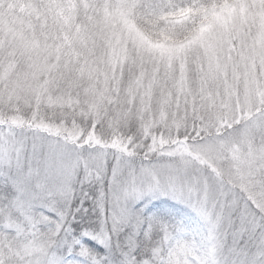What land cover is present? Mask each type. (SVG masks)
<instances>
[{"label": "clouds", "instance_id": "clouds-1", "mask_svg": "<svg viewBox=\"0 0 264 264\" xmlns=\"http://www.w3.org/2000/svg\"><path fill=\"white\" fill-rule=\"evenodd\" d=\"M0 264H264V0H0Z\"/></svg>", "mask_w": 264, "mask_h": 264}, {"label": "snow or ice", "instance_id": "snow-or-ice-1", "mask_svg": "<svg viewBox=\"0 0 264 264\" xmlns=\"http://www.w3.org/2000/svg\"><path fill=\"white\" fill-rule=\"evenodd\" d=\"M17 211L19 213H21V214L26 215V216H28L29 213H30V205L22 197L18 200V203H17ZM40 219L43 220V221H45V222H47L48 217L47 216H44V215H41ZM98 239H99V237H93L89 233H86L85 232V233L82 234L79 243L80 244H83L85 246H88V247H92V246H90V244L96 246V241Z\"/></svg>", "mask_w": 264, "mask_h": 264}, {"label": "rangeland", "instance_id": "rangeland-1", "mask_svg": "<svg viewBox=\"0 0 264 264\" xmlns=\"http://www.w3.org/2000/svg\"><path fill=\"white\" fill-rule=\"evenodd\" d=\"M149 209L159 211L161 214H166L168 210L167 208L163 206V202H160V201H155L152 204H150Z\"/></svg>", "mask_w": 264, "mask_h": 264}, {"label": "trees", "instance_id": "trees-1", "mask_svg": "<svg viewBox=\"0 0 264 264\" xmlns=\"http://www.w3.org/2000/svg\"><path fill=\"white\" fill-rule=\"evenodd\" d=\"M90 246L95 247V245L90 244Z\"/></svg>", "mask_w": 264, "mask_h": 264}]
</instances>
